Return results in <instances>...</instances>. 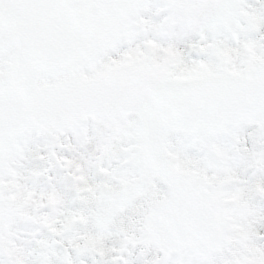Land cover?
Listing matches in <instances>:
<instances>
[{"label":"snow or ice","instance_id":"obj_1","mask_svg":"<svg viewBox=\"0 0 264 264\" xmlns=\"http://www.w3.org/2000/svg\"><path fill=\"white\" fill-rule=\"evenodd\" d=\"M0 264H264V0H0Z\"/></svg>","mask_w":264,"mask_h":264},{"label":"rangeland","instance_id":"obj_2","mask_svg":"<svg viewBox=\"0 0 264 264\" xmlns=\"http://www.w3.org/2000/svg\"><path fill=\"white\" fill-rule=\"evenodd\" d=\"M19 227H20L21 232H23V231L25 230V227H26V226H25L24 224H22V225H20Z\"/></svg>","mask_w":264,"mask_h":264}]
</instances>
